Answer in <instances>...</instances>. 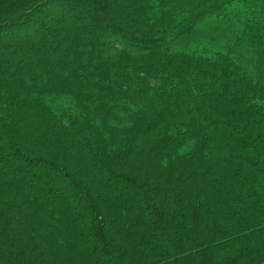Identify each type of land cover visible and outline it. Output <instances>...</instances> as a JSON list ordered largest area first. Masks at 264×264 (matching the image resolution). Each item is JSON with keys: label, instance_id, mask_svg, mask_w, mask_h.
<instances>
[{"label": "trees", "instance_id": "trees-1", "mask_svg": "<svg viewBox=\"0 0 264 264\" xmlns=\"http://www.w3.org/2000/svg\"><path fill=\"white\" fill-rule=\"evenodd\" d=\"M0 59V264H264V0H0Z\"/></svg>", "mask_w": 264, "mask_h": 264}, {"label": "rangeland", "instance_id": "rangeland-1", "mask_svg": "<svg viewBox=\"0 0 264 264\" xmlns=\"http://www.w3.org/2000/svg\"><path fill=\"white\" fill-rule=\"evenodd\" d=\"M65 7H69V4L67 5V4H65ZM73 9V8H72ZM22 40V37L21 36H19V38H17V42L19 43V41H21ZM0 61H2L1 59H0ZM1 64V63H0Z\"/></svg>", "mask_w": 264, "mask_h": 264}]
</instances>
